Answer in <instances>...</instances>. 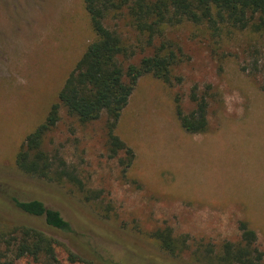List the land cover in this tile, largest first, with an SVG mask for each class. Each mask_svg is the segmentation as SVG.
Listing matches in <instances>:
<instances>
[{"label":"rangeland","instance_id":"1","mask_svg":"<svg viewBox=\"0 0 264 264\" xmlns=\"http://www.w3.org/2000/svg\"><path fill=\"white\" fill-rule=\"evenodd\" d=\"M107 24L135 52L126 64L152 53L126 12ZM94 38L83 0H0V228L31 223L13 199H39L78 238L97 240L98 223L123 233L139 264H211L197 261L194 247L238 241L241 222L264 252V33L227 28L218 37L190 21L165 26L154 45L180 49L181 60L171 83L146 74L135 86L117 126L136 154L125 174L107 149V116L81 124L62 107L45 148L60 149L88 187L104 191L101 201L17 167L22 142ZM193 93L209 103L202 133L187 132L177 114L178 105L196 108ZM159 227L187 236L192 251L166 252L149 235ZM57 253L64 264H84L68 262L65 246ZM15 264L39 263L25 256Z\"/></svg>","mask_w":264,"mask_h":264},{"label":"trees","instance_id":"2","mask_svg":"<svg viewBox=\"0 0 264 264\" xmlns=\"http://www.w3.org/2000/svg\"><path fill=\"white\" fill-rule=\"evenodd\" d=\"M95 38L89 42L74 68L67 75L45 117L22 142L16 165L24 173L52 182L69 185L82 194L84 201L95 203L103 199L104 191L87 186L78 167L70 164L60 149L47 150L45 141L61 119L62 107L88 124L107 116V149L118 158L125 174L134 163L136 154L118 134L117 126L127 107L135 86L143 75L172 82V70L181 60V50L162 43L154 45V38L165 26L190 21L205 27L211 36L221 37L228 29L264 33V0H83ZM128 15L132 25L148 36L152 53L138 63L126 64L134 55L128 50L117 29L107 24L109 17ZM264 90V82L262 85ZM196 108L184 113L177 106L182 127L190 133H202L208 128V100L193 93ZM16 207L30 215L31 223L13 228H0V264H15L21 257H31L39 264H64L57 247L65 246L67 261L84 264H139L134 247L123 233L104 223H98L97 240L76 237L70 223L58 210L49 208L39 199L15 198ZM109 211V206L107 207ZM238 241H224L220 249L202 240L194 247L187 236L177 237L171 227H159L150 237L171 255L180 256L191 250L199 262L211 264H264V252L257 245V233L246 222L240 223ZM70 239L69 243L65 239ZM93 242V243H92ZM132 249V250H131Z\"/></svg>","mask_w":264,"mask_h":264}]
</instances>
